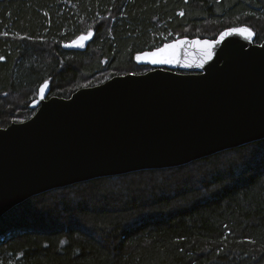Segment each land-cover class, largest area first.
Returning <instances> with one entry per match:
<instances>
[{
  "label": "trees",
  "instance_id": "1",
  "mask_svg": "<svg viewBox=\"0 0 264 264\" xmlns=\"http://www.w3.org/2000/svg\"><path fill=\"white\" fill-rule=\"evenodd\" d=\"M244 25L264 40V0H0V128L45 81L67 98L149 70L136 56L165 42ZM0 264H264V138L31 196L0 217Z\"/></svg>",
  "mask_w": 264,
  "mask_h": 264
},
{
  "label": "water",
  "instance_id": "2",
  "mask_svg": "<svg viewBox=\"0 0 264 264\" xmlns=\"http://www.w3.org/2000/svg\"><path fill=\"white\" fill-rule=\"evenodd\" d=\"M231 27L223 30L225 32ZM221 33V32H220ZM180 37L141 54L152 68L82 87L67 98L43 94L34 113L0 128V217L31 196L69 184L169 168L264 138V40ZM180 40L173 63L145 53Z\"/></svg>",
  "mask_w": 264,
  "mask_h": 264
},
{
  "label": "snow or ice",
  "instance_id": "3",
  "mask_svg": "<svg viewBox=\"0 0 264 264\" xmlns=\"http://www.w3.org/2000/svg\"><path fill=\"white\" fill-rule=\"evenodd\" d=\"M181 15H183V13H180ZM232 33H240L242 35H245L246 38L250 39L252 36L255 35V33L252 31L251 28H249L248 26L244 25L238 28H232L229 29L225 32H221L220 33V37L221 39H223L225 36L230 35ZM91 35V32L88 33V35H80L77 40L73 41V44H76L78 42H83L84 40L88 39L89 36ZM185 43H191L193 45H203V47L201 48V54H200V60H201V66L203 65V62L207 59L211 58L212 52H211V48L213 44L218 43V41L213 40V41H203L201 42L200 40H193V41H185V40H180L176 43L173 44H166L163 48H158L156 49L154 52L151 53H145L144 55L146 57H148L150 59L151 63H173V62H178L176 60V56H175V51H173L170 54H165L166 50L168 49H177L180 45L185 44ZM0 59H3V57H0ZM136 59L139 61L141 60V56L137 55ZM47 87V81L44 82L43 85L40 86V93L41 95L43 94L45 88Z\"/></svg>",
  "mask_w": 264,
  "mask_h": 264
},
{
  "label": "rangeland",
  "instance_id": "4",
  "mask_svg": "<svg viewBox=\"0 0 264 264\" xmlns=\"http://www.w3.org/2000/svg\"><path fill=\"white\" fill-rule=\"evenodd\" d=\"M179 38H180V37H179ZM176 39H177V38H176ZM122 75H124V74H122ZM85 87H87V86H85ZM36 95H37V93H36ZM35 98H36V97H35ZM15 122H21V121H15ZM3 128H4V127H3ZM196 171H197L196 168H192V169H191V172H192V173H196Z\"/></svg>",
  "mask_w": 264,
  "mask_h": 264
},
{
  "label": "flooded vegetation",
  "instance_id": "5",
  "mask_svg": "<svg viewBox=\"0 0 264 264\" xmlns=\"http://www.w3.org/2000/svg\"><path fill=\"white\" fill-rule=\"evenodd\" d=\"M151 69V68H150ZM37 96V95H36ZM49 96V95H48Z\"/></svg>",
  "mask_w": 264,
  "mask_h": 264
}]
</instances>
